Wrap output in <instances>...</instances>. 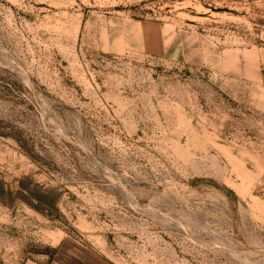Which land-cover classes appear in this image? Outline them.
Wrapping results in <instances>:
<instances>
[{"label":"rangeland","instance_id":"rangeland-1","mask_svg":"<svg viewBox=\"0 0 264 264\" xmlns=\"http://www.w3.org/2000/svg\"><path fill=\"white\" fill-rule=\"evenodd\" d=\"M0 264H264V0H0Z\"/></svg>","mask_w":264,"mask_h":264}]
</instances>
